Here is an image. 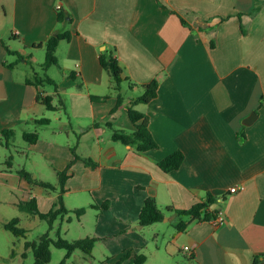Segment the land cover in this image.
<instances>
[{
    "label": "crops",
    "instance_id": "obj_1",
    "mask_svg": "<svg viewBox=\"0 0 264 264\" xmlns=\"http://www.w3.org/2000/svg\"><path fill=\"white\" fill-rule=\"evenodd\" d=\"M57 32L71 34L56 51L61 78L48 74L52 67L46 72L58 90L39 89L34 75L44 76L37 68ZM105 51L119 61L131 92L158 80L157 97L135 108L148 117L158 149L139 153L112 140L113 130L134 133L126 112L134 99L121 93L117 107L100 64ZM39 93L58 110L48 111ZM253 113L256 120L245 125ZM53 123L58 132L50 131ZM6 130L27 144L16 151L29 162L22 170L44 183L57 180L43 202L42 191L29 192L26 201L35 198L42 213L58 200V173L73 162L64 205L87 211L66 216L72 221L61 233L76 220L86 232L78 240L98 239L80 264H117L126 255L122 264L140 256L144 264H252L264 256V0H0V133ZM25 133L38 142L28 144ZM176 152L182 166L162 171L159 163ZM209 196L216 218L179 231L189 218L167 208L188 210ZM150 197L165 218L143 227ZM106 202V210L92 207Z\"/></svg>",
    "mask_w": 264,
    "mask_h": 264
},
{
    "label": "trees",
    "instance_id": "obj_2",
    "mask_svg": "<svg viewBox=\"0 0 264 264\" xmlns=\"http://www.w3.org/2000/svg\"><path fill=\"white\" fill-rule=\"evenodd\" d=\"M65 21L64 13L60 12L58 14V22L62 23ZM71 39V34L69 32H57L54 34L45 44L46 48V58L41 65L42 71L45 73L44 76L34 75L33 84L37 88H42L45 86L53 87L56 91L58 86L54 80L46 75V72L53 66L57 65L56 51L61 41H69ZM100 64L102 68L110 75L113 84V90L117 94V107L119 108L123 104V98L121 96L122 84L123 82H130V80L123 75V69L119 64V61L114 57V54L111 52H103L100 56ZM132 86V84H130ZM158 80H154L151 83H148L143 86L144 94L131 101L130 106L127 108L126 112L130 121L132 122L135 131L134 133H127L124 131L113 130L112 131V140L114 142L121 143L125 146H130L135 149L136 152L145 153L152 150L158 149L156 141L153 139L150 130H149V120L148 117L137 111L135 106L139 104H149L157 97L158 93ZM106 98L91 97L93 102H101ZM38 102L46 107L48 111H56L57 107L53 105V98L50 96H44L43 93H39L37 97ZM50 121L48 119H42L39 121L41 125H48ZM112 129L111 125H108ZM6 140L9 142L14 139V131H2L0 133ZM24 140L31 145H34L38 142V135L35 133H25L23 135ZM9 147V143H7ZM72 152H75V149L72 148ZM184 161V156L181 152H176L163 161L159 163V168L166 172L170 173L178 170ZM73 163V162H72ZM71 163V164H72ZM70 164V166H71ZM63 172L58 173L59 177V197L53 208L47 212L42 213L39 210L38 203L35 198H32L28 201H25L19 204V209L30 215L38 217L40 220L45 221L48 224V231L42 235L38 240L33 242H27L25 245L26 250H31L34 256V264H49L52 259L51 248L61 249L66 251V255L60 264H67V261L72 257L76 251H81L85 256H91L98 239L96 238H85L75 240L73 242H68L61 237V226L66 220V216L73 213L77 219H80L87 211L86 208H80L77 210L69 211L64 205V194H65V183L68 179L69 168ZM19 176L24 179L29 185L37 186L44 188L50 191H56L53 185L49 183H44L38 180L33 179V177L24 170L19 172ZM216 203V200L210 196L206 198L205 201L197 203L188 210H175L172 207H168V211H173L180 218H189L187 223H180L177 226L179 231L185 229L188 224L200 221H211L216 218V215L219 213L217 209L212 210L211 206ZM93 208L106 210L109 208V202L104 203L102 206L98 207L96 205L92 206ZM163 212L158 208L156 200L154 197L148 198L143 205V208L140 213L139 223L143 227L151 226L157 223H161L164 220ZM72 221L71 218L66 220L67 223ZM20 223L19 219H13L7 223L4 227L7 231L11 232L14 236L22 238L26 237L27 231L18 227ZM127 257L124 256L117 264H122V262ZM146 257L140 256L136 258L135 264H144ZM252 264H264V256H256Z\"/></svg>",
    "mask_w": 264,
    "mask_h": 264
},
{
    "label": "rangeland",
    "instance_id": "obj_3",
    "mask_svg": "<svg viewBox=\"0 0 264 264\" xmlns=\"http://www.w3.org/2000/svg\"><path fill=\"white\" fill-rule=\"evenodd\" d=\"M43 62L44 59H42L41 63L43 64ZM37 72L41 75L45 74L42 69L40 70L39 68H37ZM48 74L57 79L61 78V74L59 73L57 67H52ZM46 90L48 92L52 91L50 87H46ZM121 93L124 99L128 102L131 99L141 97L144 94V91L140 90L139 93L131 92L128 82L125 81L122 84ZM49 117H53V114L50 113ZM52 127L54 128L50 130L51 132L59 131L58 123H53ZM63 139L65 142L67 141L66 137ZM7 141L8 140L4 137H2V140L0 141V264H34L35 260L33 253L31 250H26L25 245L27 242L36 241L44 235L48 231V224L36 216L22 212L19 209V204L28 199L29 192L38 193L39 191H42L43 197L40 195V200H42L41 198L47 199L48 193L54 195V192L44 188L39 189L36 186L28 185L25 181L23 182V185H14L12 180L16 177L21 178L19 176V172L29 166V162L26 160L25 155L16 153V151L21 153L24 152V147H26L27 144H25L21 138H19L17 142L13 139L9 142ZM7 143H9V147H7ZM14 145L15 148L13 150L11 148ZM12 158L13 162L11 161ZM29 160H32V156H30ZM47 178H49V176ZM49 183L56 185L57 180L51 179ZM72 199H74V197ZM13 219L20 220L18 227L27 231L26 237H16L5 229L4 226ZM88 219L89 222L94 221V218L91 216ZM81 227L82 226L75 220L70 225L71 230L69 233L62 231V239L68 242L78 240V238L86 234V232H83V228ZM51 252L52 259L49 264H60L66 255L65 250L56 249L54 247L51 248ZM85 257L86 256L81 251H76L67 264H80Z\"/></svg>",
    "mask_w": 264,
    "mask_h": 264
},
{
    "label": "water",
    "instance_id": "obj_4",
    "mask_svg": "<svg viewBox=\"0 0 264 264\" xmlns=\"http://www.w3.org/2000/svg\"><path fill=\"white\" fill-rule=\"evenodd\" d=\"M256 118H257V115L255 113H253L250 117H248V119H246L244 121V124L245 125H251L256 120ZM212 207H213V209H215L216 205L214 204Z\"/></svg>",
    "mask_w": 264,
    "mask_h": 264
},
{
    "label": "built area",
    "instance_id": "obj_5",
    "mask_svg": "<svg viewBox=\"0 0 264 264\" xmlns=\"http://www.w3.org/2000/svg\"><path fill=\"white\" fill-rule=\"evenodd\" d=\"M240 190H242V188ZM236 191H238V189H236V188L230 190L231 193H235ZM218 221L221 222L222 218L220 217ZM184 250L186 252H190V248L189 247H185Z\"/></svg>",
    "mask_w": 264,
    "mask_h": 264
}]
</instances>
